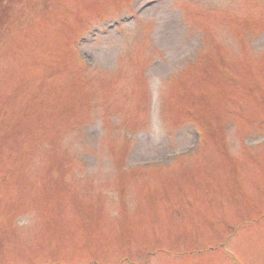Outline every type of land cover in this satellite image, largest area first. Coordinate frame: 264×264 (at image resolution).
<instances>
[{
    "label": "rangeland",
    "instance_id": "374dc122",
    "mask_svg": "<svg viewBox=\"0 0 264 264\" xmlns=\"http://www.w3.org/2000/svg\"><path fill=\"white\" fill-rule=\"evenodd\" d=\"M1 1L0 264H264V0Z\"/></svg>",
    "mask_w": 264,
    "mask_h": 264
},
{
    "label": "bare ground",
    "instance_id": "6f19581e",
    "mask_svg": "<svg viewBox=\"0 0 264 264\" xmlns=\"http://www.w3.org/2000/svg\"><path fill=\"white\" fill-rule=\"evenodd\" d=\"M203 145V144H202Z\"/></svg>",
    "mask_w": 264,
    "mask_h": 264
}]
</instances>
